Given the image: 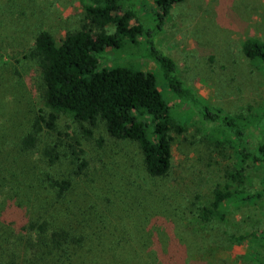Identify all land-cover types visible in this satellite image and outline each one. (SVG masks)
<instances>
[{"label": "rangeland", "instance_id": "374dc122", "mask_svg": "<svg viewBox=\"0 0 264 264\" xmlns=\"http://www.w3.org/2000/svg\"><path fill=\"white\" fill-rule=\"evenodd\" d=\"M135 1L139 19L157 24L154 1ZM84 25L90 23L79 0H0V262L256 264L255 253H264V245L252 233L264 228V197L259 206L236 209L227 223H204L193 213L192 203L211 198L212 187L223 182L216 158L200 141L204 125L198 117L175 140L171 173L164 179L145 172L135 143L110 138L102 125L88 135L66 116L59 117L53 138L69 153L63 169L73 189L61 193L49 176L58 169L38 161L52 141L47 131L37 150H21L18 142L34 134L36 114L50 110L30 54L36 35L46 30L60 41ZM248 37L264 41V0H184L152 40L212 106L248 114L264 101V72L242 52ZM144 41L114 51V64L153 68L142 54ZM164 91L177 118L188 112ZM70 145L84 150L80 157L87 165L79 175L73 173L78 160L69 162ZM160 199L166 201L161 213L155 210ZM55 231L66 235L64 252L52 243Z\"/></svg>", "mask_w": 264, "mask_h": 264}, {"label": "trees", "instance_id": "16d2710c", "mask_svg": "<svg viewBox=\"0 0 264 264\" xmlns=\"http://www.w3.org/2000/svg\"><path fill=\"white\" fill-rule=\"evenodd\" d=\"M79 1L89 27L68 31L60 41L46 30L35 37L30 54L39 72L40 97L50 110L36 114L32 122L34 134L24 135L18 142L21 150H37L42 132L47 131L52 141L44 144L38 161L53 171L58 169V174H48L61 193L73 189V181L66 175L69 171L63 169L69 153L59 138H53L58 133L59 117L66 116L88 135L102 125L110 138L135 143L145 172L154 179H164L171 173L175 140L188 121L198 117L204 125L199 130L200 141L208 156L216 158L223 182L212 187L211 198L199 197L192 203L195 218L204 223H227L236 209L259 206L264 197V101L250 106L248 114H231L212 106L184 82L177 61L153 42L175 5L184 0H153L157 24L149 23L151 27L139 19L135 0ZM122 3L126 4L124 11ZM141 37L145 38L142 54L154 67L115 65L113 52L123 50L128 43L139 44ZM242 52L264 72V41L248 37L243 41ZM164 90L170 91L188 112L177 118ZM70 148L69 162L78 160L79 171L73 173L79 175L87 165L86 159L80 157L84 150L76 145ZM165 205L166 201L160 199V205L149 211L156 208L161 213ZM65 236L61 231L53 233L52 243L59 251H66ZM252 236L264 245V228ZM243 237H239V243ZM254 257L256 264H264V253L256 252Z\"/></svg>", "mask_w": 264, "mask_h": 264}]
</instances>
